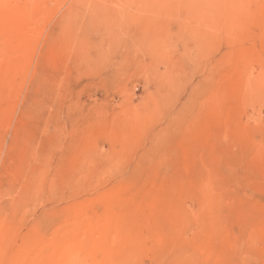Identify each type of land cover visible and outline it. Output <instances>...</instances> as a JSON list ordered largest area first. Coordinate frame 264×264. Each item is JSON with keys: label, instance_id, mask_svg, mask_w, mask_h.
<instances>
[{"label": "rangeland", "instance_id": "374dc122", "mask_svg": "<svg viewBox=\"0 0 264 264\" xmlns=\"http://www.w3.org/2000/svg\"><path fill=\"white\" fill-rule=\"evenodd\" d=\"M0 264H264V0H0Z\"/></svg>", "mask_w": 264, "mask_h": 264}]
</instances>
